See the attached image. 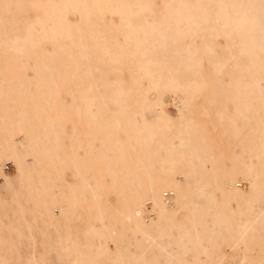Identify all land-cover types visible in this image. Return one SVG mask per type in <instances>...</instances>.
<instances>
[{
	"label": "bare ground",
	"instance_id": "obj_1",
	"mask_svg": "<svg viewBox=\"0 0 264 264\" xmlns=\"http://www.w3.org/2000/svg\"><path fill=\"white\" fill-rule=\"evenodd\" d=\"M7 160L0 264H264V0H0Z\"/></svg>",
	"mask_w": 264,
	"mask_h": 264
},
{
	"label": "rangeland",
	"instance_id": "obj_2",
	"mask_svg": "<svg viewBox=\"0 0 264 264\" xmlns=\"http://www.w3.org/2000/svg\"><path fill=\"white\" fill-rule=\"evenodd\" d=\"M167 101V102H166ZM165 102L166 103H168V109L171 111V112H175V107L172 105V104H174L175 102L176 103H178L179 104V101H178V99L177 100H174L173 99V97L171 96V95H166L165 96ZM149 115H151L152 116V114H149ZM198 118H199V120H203V121H205L206 120V118L205 117H203L202 115H198V114H195ZM150 116V117H151ZM176 123H178L180 126H182L183 124H184V121H183V119H176ZM216 135V134H215ZM26 140H25V137L24 136H19L17 139H16V144H17V149L18 150H24L25 148H26ZM29 159V161H30V157L28 158ZM10 171H13V165H10V169H9ZM178 179L179 180H183V178H181V177H178ZM2 180H0V182H1ZM239 184H238V187H240V188H244V187H246V182L243 180H239ZM167 193H169V198L170 197H172V193L170 192V191H167ZM54 216L56 217V219L59 221V222H61L62 223V225L64 226L65 225V222H68V218L65 216V215H63L61 212H60V210L59 209H55V211H54ZM152 217L153 218H156L157 216H156V214L155 213H153L152 214ZM58 241H56V243H57ZM226 264H228V263H226Z\"/></svg>",
	"mask_w": 264,
	"mask_h": 264
},
{
	"label": "built area",
	"instance_id": "obj_3",
	"mask_svg": "<svg viewBox=\"0 0 264 264\" xmlns=\"http://www.w3.org/2000/svg\"><path fill=\"white\" fill-rule=\"evenodd\" d=\"M10 161H3L0 163V179L2 177L3 172L7 171L10 168ZM169 193H164L165 196H168Z\"/></svg>",
	"mask_w": 264,
	"mask_h": 264
}]
</instances>
